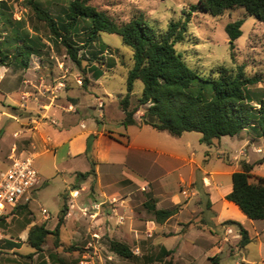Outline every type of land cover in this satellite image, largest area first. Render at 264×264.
Masks as SVG:
<instances>
[{
  "label": "rangeland",
  "instance_id": "1",
  "mask_svg": "<svg viewBox=\"0 0 264 264\" xmlns=\"http://www.w3.org/2000/svg\"><path fill=\"white\" fill-rule=\"evenodd\" d=\"M1 1L7 3L9 7L7 12L12 14L14 20L23 19L28 29L32 31L37 29L48 43L49 49L43 53L42 58L32 56L27 70L20 68L13 61L7 67H0L3 74V79L0 80V140L4 131L9 133L13 140L9 144L7 153L4 152L5 158L1 157L0 141V177L9 168L8 156L14 146L17 147V155L23 153L22 156L25 158L29 154L24 151H29L30 130H34L39 123L53 126L60 124L48 114L49 112L78 115L81 109L84 114L90 116L85 122L90 127L93 111L96 110L94 115L97 118L100 115L104 116L103 110L106 106L105 119H98L107 129L117 131L125 116L120 109V100L127 94V76L134 65L133 50L124 44L122 37L102 33L95 42L88 43L85 49L79 51L82 61V65L79 66L72 60L63 44L58 45L48 41L50 33L47 26L35 18L32 11L23 5V0ZM38 1L54 16L65 19L64 13L69 0ZM197 3L198 0L91 1L92 5L106 11L120 24L127 23L135 17H143L149 26L158 31H166L172 21L185 20L190 14L191 20L184 33L185 40L176 46L187 64L202 78L217 76L215 70L221 66L232 70L242 67L247 76H257L262 80L252 90L264 92V23L243 8L227 11L219 17L208 13H192L191 7ZM237 20H244V24L242 36L235 41V49L232 50L226 26ZM4 26L0 22V32L3 31ZM83 32L82 28L78 36H72L75 45L83 46L86 43L88 34ZM1 34L0 43L9 37L6 33L1 32ZM98 71L100 75L97 77ZM143 90L144 84L139 80L135 81L131 108L137 106ZM23 95L27 96L25 101L21 100ZM146 108L147 106L142 107L136 116L140 117ZM6 111L17 115L18 121L4 117L2 112ZM247 130L249 132L245 135V139L226 136L214 141L210 147L201 142L202 135L199 133H184L185 137L182 139L174 138L169 133H164L163 137L176 139L180 146L183 148L189 146L188 151L195 152L203 169L207 170L206 175L202 173L205 178L201 176L204 186H210L211 174L224 171L226 165L235 163L241 165L245 156L250 159H264V139H259L260 136L255 128L251 127ZM152 132L153 136L160 134L156 130ZM16 133L20 134V137L15 138ZM153 136L150 138L154 139ZM242 152L245 153L244 156L241 155ZM34 166L38 172L41 169L39 174L43 186L32 192L28 202H23L21 206L25 207L24 209L16 208L11 215L0 222V264H79L78 249L83 251L87 248L93 240V234L101 237L99 246L103 259L113 257L112 261L107 260V264H185V261L189 264L191 262L189 250L196 240H192L193 236H196L199 230L208 235L209 232L213 233L211 228L206 227V216H203L204 220L189 218L190 221L186 222V229L184 228V234L188 235L184 251L186 258L176 257L173 253L171 256L161 257L160 247L153 241L155 236L147 237L145 234L144 238H138L131 237L128 233L119 235L113 230L115 227L127 226L125 214L127 215L128 212L122 203L129 193L123 194V198L115 194L100 197L96 191L95 176L83 181L74 174L57 173L52 167V155L35 158ZM79 168L83 173L90 169L86 164H82ZM181 172L186 179L191 175L189 167ZM177 175L171 177L174 184L178 181ZM220 180L224 188L232 185L231 176H222ZM201 186L203 187V184ZM178 190L187 191L189 195L185 197L181 193L183 202H192L200 206V209L193 208L190 211L192 214L202 210L204 214L209 212V218H212L206 207L210 200V195L209 198L206 196L209 194L206 189L201 192L194 184H182ZM76 191L79 192L78 196L72 194ZM140 193L141 196L132 195V203L136 210L144 211L143 202L149 200V193L146 192V188ZM182 196L180 195L181 199ZM215 197L217 198L216 193ZM64 204L68 207V214L61 228L60 247L56 248L54 237L49 236L43 247V253L28 257L33 249L26 243L28 237L26 232L35 225H45L48 230H54ZM95 204L100 206L99 210L91 209ZM123 206L126 211L123 210ZM179 207L181 208V205ZM84 208L89 209L87 214L83 212ZM44 210L47 211V215L43 213ZM91 214H94V217H91ZM147 214L152 217L150 213ZM175 224V220L169 222L171 236H174ZM221 237L223 239V236ZM12 239L21 242V245L24 244L20 251H12L9 247L8 242H14ZM112 240L128 245L132 251L140 248V255H134L133 259H125L113 254L110 247ZM167 245L174 248V240L168 241Z\"/></svg>",
  "mask_w": 264,
  "mask_h": 264
},
{
  "label": "trees",
  "instance_id": "2",
  "mask_svg": "<svg viewBox=\"0 0 264 264\" xmlns=\"http://www.w3.org/2000/svg\"><path fill=\"white\" fill-rule=\"evenodd\" d=\"M91 1L69 0L65 19L54 16L38 0H23V5L47 26L50 33L48 41L63 44L79 66L82 65L79 51L85 49L88 43L95 42L102 33L119 35L124 44L132 48L134 65L127 76V94L120 100L125 114V127L149 126L176 138L184 133H199L202 135L201 142L209 147L222 137H235L251 127L264 139V92L252 90L262 81L261 78L247 76L242 67L232 70L223 66L215 70L217 76L202 78L178 52L176 46L185 40L184 33L191 20L190 14L185 20L172 21L166 31H158L149 26L143 17H135L120 24L106 11L92 5ZM8 8L6 2H0V22L5 25L1 32L9 35L6 41L0 43V67H7L13 61L27 70L31 57L42 58L49 45L37 29H28L23 19L14 20L12 14L7 12ZM237 8L245 9L264 23V0H198L197 5L191 7V12L219 17ZM243 24L244 20H237L226 26L232 50L235 49V41L242 36ZM82 28L88 38L83 46H78L72 36H78ZM232 55L234 57V53ZM99 75L98 71L97 77ZM137 80L144 84V90L137 106L131 108V97ZM144 106L147 108L137 119V113ZM91 163L92 169L79 173L78 179L84 181L90 176H96L95 163L93 160ZM259 164H264V159ZM240 167L232 175V191L226 200L237 205L249 219L264 220V178L252 174L254 164L243 161ZM197 187L203 191L200 184ZM206 196L209 198V194ZM207 203L210 207V200ZM19 207L25 208L21 205L16 208ZM144 207L154 216L157 224L167 222L180 208L177 206L172 210H158L155 205L150 207L148 203ZM67 214L68 207L64 204L54 230H48L45 225H35L29 230L26 243L33 252L28 257L43 253L49 236L54 237L56 248L60 247L61 228ZM223 225L238 227L241 235L240 249L251 243L248 231L240 223L227 221ZM11 243L16 248L21 247L20 244ZM110 247L119 257L135 258L126 244L112 240ZM78 251L81 255L85 249ZM218 259L212 258L211 261L217 264Z\"/></svg>",
  "mask_w": 264,
  "mask_h": 264
},
{
  "label": "crops",
  "instance_id": "3",
  "mask_svg": "<svg viewBox=\"0 0 264 264\" xmlns=\"http://www.w3.org/2000/svg\"><path fill=\"white\" fill-rule=\"evenodd\" d=\"M2 97L4 98L3 95ZM104 110V116L100 115L99 119H105L106 112ZM95 112L96 110L93 111L94 114ZM48 114L60 124L53 126L39 123L34 130H30L28 134L30 137L29 151L24 152L32 153L35 158L52 155V167L55 172L74 174L77 177L79 173H83L79 168L82 164H86V167L90 168L84 173L92 169L91 160H93L96 170V191L100 197H109L115 194L123 198V194L129 193L122 203L128 212L127 215L125 214L126 217L123 216L127 219H125L127 226L113 229L119 235L128 233L131 237L138 238H144L145 234L147 237L155 236L153 241L156 246L160 247L161 257L171 256L173 253L176 257L186 258L184 251L188 235L184 234L185 225L190 221L189 218L204 220L203 216H206V227L211 228L213 233L209 232L208 235L199 230L196 236H193L192 240H196L189 250L188 255L191 259L189 264H213L212 258H219L217 264H264V220L249 219L237 205L227 201L226 196L232 191V185L224 188L220 183L222 176L232 177L233 173L241 169L238 163L226 165L222 172H213L210 177L211 185L204 186L202 179L205 178L207 170L203 169L204 167L198 161L195 152L188 151L189 146L186 148L180 146L176 139L171 140L163 137L167 132L158 131L157 133L160 134L153 136L154 129L149 126L125 127L123 125L125 116L117 131H112L107 129L105 124L101 123L94 114L91 115L92 123L88 127L85 122L89 120L90 116L84 114L81 109L78 115L61 114L57 111ZM2 115L7 119L17 121L19 119L17 115L7 111L2 112ZM139 118L137 117V119ZM248 132V130H244L236 137L245 139ZM151 136L154 139H151ZM183 137L185 136L182 135L177 139ZM0 141L2 143L1 157L5 158L9 144L13 140L9 133L4 131ZM11 156L12 150L8 156L9 166ZM242 159L249 164H254L252 171L254 176L264 178V164H259L260 158L250 159L245 156ZM62 167L63 169H61ZM188 167L191 175L186 179L181 171ZM40 171L41 169H39V173ZM202 173L205 175L203 176ZM175 174H178L176 184L171 179ZM182 184H194L196 187L203 184V189H206L210 195L211 206L207 205L206 207L212 214V218H209V212L204 214L202 210L194 214L190 212L193 208L200 209V206L192 204V202H183L184 198L178 190ZM42 186L43 184L40 187ZM143 188H146V192L149 193V200L143 202V207L145 203H148L150 207L155 205L158 210H172L181 205L179 212L164 224H157L151 213L152 217H149L145 207L144 211H138L132 203V195L141 196L140 191ZM125 207H122L123 210ZM171 220H175L176 223L173 229L175 230L174 236L170 235L172 231L168 228ZM227 221L240 223L248 231L251 243L240 249L239 229L235 225L224 226L223 224ZM170 240H174V248L167 245ZM14 242L21 243L17 240ZM8 245L12 251H20L24 244H20V248L14 247L15 245L11 242H8ZM138 249L140 250V248ZM184 263L188 264L186 261Z\"/></svg>",
  "mask_w": 264,
  "mask_h": 264
},
{
  "label": "built area",
  "instance_id": "4",
  "mask_svg": "<svg viewBox=\"0 0 264 264\" xmlns=\"http://www.w3.org/2000/svg\"><path fill=\"white\" fill-rule=\"evenodd\" d=\"M2 79L3 76L0 73V80ZM26 98V95L21 96L22 101H25ZM54 123L56 122L54 121ZM14 137L18 138L20 134L16 133ZM22 154L17 155V147H13L12 156L10 157L11 164L8 170L0 177V220L11 215L15 207L28 202L32 192L42 184L40 174L34 166L35 156L29 153L23 158ZM241 155L244 156L245 153L242 152ZM181 193L183 196L189 197L187 191H182ZM72 194L78 196L79 192L76 191ZM99 208L100 206L97 204L91 207V209L95 210H99ZM88 211V208L83 209L85 214ZM43 213L47 215L46 210ZM91 217H94V214H91ZM92 236L91 244L80 255L79 264H107L108 261H112V256L107 258L108 261L103 259L99 246L101 237L98 234H93ZM133 254L139 256L140 250L136 249Z\"/></svg>",
  "mask_w": 264,
  "mask_h": 264
}]
</instances>
